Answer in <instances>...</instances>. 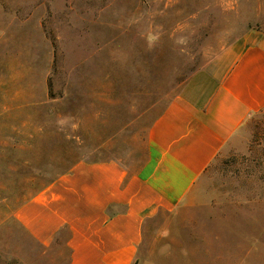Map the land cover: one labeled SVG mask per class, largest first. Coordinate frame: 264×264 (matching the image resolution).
I'll use <instances>...</instances> for the list:
<instances>
[{
	"label": "rangeland",
	"instance_id": "1",
	"mask_svg": "<svg viewBox=\"0 0 264 264\" xmlns=\"http://www.w3.org/2000/svg\"><path fill=\"white\" fill-rule=\"evenodd\" d=\"M249 29L264 0H0V264H66L15 210L79 161L139 162L153 119ZM166 217L137 264H264V109Z\"/></svg>",
	"mask_w": 264,
	"mask_h": 264
},
{
	"label": "crops",
	"instance_id": "2",
	"mask_svg": "<svg viewBox=\"0 0 264 264\" xmlns=\"http://www.w3.org/2000/svg\"><path fill=\"white\" fill-rule=\"evenodd\" d=\"M264 109V32L245 31L153 119L142 159L79 161L36 191L15 221L66 264H137L159 217L192 206L205 171Z\"/></svg>",
	"mask_w": 264,
	"mask_h": 264
},
{
	"label": "clouds",
	"instance_id": "3",
	"mask_svg": "<svg viewBox=\"0 0 264 264\" xmlns=\"http://www.w3.org/2000/svg\"><path fill=\"white\" fill-rule=\"evenodd\" d=\"M153 40H154V38L150 36L149 37V42L151 43Z\"/></svg>",
	"mask_w": 264,
	"mask_h": 264
}]
</instances>
